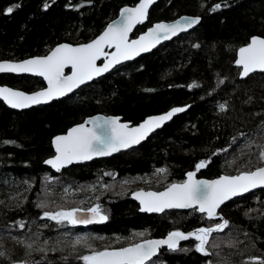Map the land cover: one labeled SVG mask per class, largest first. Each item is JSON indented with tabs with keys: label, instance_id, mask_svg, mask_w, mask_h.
<instances>
[{
	"label": "trees",
	"instance_id": "16d2710c",
	"mask_svg": "<svg viewBox=\"0 0 264 264\" xmlns=\"http://www.w3.org/2000/svg\"><path fill=\"white\" fill-rule=\"evenodd\" d=\"M136 1L0 0V60L43 54L63 41H88L123 5ZM13 5L19 7L6 14ZM182 14L199 15V24L64 98L21 111L0 100V264H88L82 259L90 251L84 243L115 248L224 220L228 225L210 237L207 254L189 238L176 250L161 249L146 264H264V188L230 200L207 218L194 209L140 212L129 197L134 188L124 184L157 175L141 188L159 190L189 170L214 177L262 164L264 72L241 79L235 57L251 36L264 37V0H160L134 33ZM0 84L28 91L43 81L0 74ZM177 105L188 107L137 147L58 173L43 163L53 154L51 138L86 116L114 114L135 123ZM200 161L206 166L197 170ZM47 176L56 183H48ZM98 181L108 186L99 196L106 221L79 226L42 215L38 202L60 183L84 189ZM19 189L14 202L11 196Z\"/></svg>",
	"mask_w": 264,
	"mask_h": 264
},
{
	"label": "snow or ice",
	"instance_id": "6c2138e0",
	"mask_svg": "<svg viewBox=\"0 0 264 264\" xmlns=\"http://www.w3.org/2000/svg\"><path fill=\"white\" fill-rule=\"evenodd\" d=\"M154 0H140L135 8H125L122 10L124 20L120 25L109 24L105 32L97 39L88 44H81L73 47L67 44L57 46L51 53L44 57H36L19 63L0 62V72H27L43 76L48 87L45 90L31 95L11 88L0 87V97H2L13 108H27L30 105L50 101L54 98L64 96L74 88L92 80L94 76H99L107 72L114 64L121 59L127 60L133 54L141 51H148L145 41L151 43L150 37L159 41L160 33L163 38H169L168 34L176 35L181 28L180 21L174 24H157L146 36H141L139 40L128 43L127 34L135 23H140L147 16V10ZM19 5L8 7L5 12L11 14ZM48 7L47 4L44 5ZM220 8V4L214 6L213 11ZM198 22V18L192 19L187 27H191ZM115 45L116 52L111 55L108 62L103 67L96 66V60L100 56L106 55L103 46ZM199 47V45H196ZM237 65L243 67V76L260 69L264 70V38L252 37L251 42L246 47L239 49V59ZM71 65L72 74L64 76V68ZM221 111L225 105L221 104ZM184 108H173L165 115L150 117L138 127L129 129L127 124L119 123V118H93L94 122H99L96 128H86L85 124H79L70 129L67 135L57 136L54 139L57 155L53 159L45 161L46 164L59 170L65 164L73 161L90 160L94 155H110L121 148H128L132 144H138L148 133L158 128L161 124L172 118L176 113L184 111ZM264 159V152L260 153ZM206 166L205 161H200L196 165L199 170ZM158 172H165L166 169H158ZM188 179L182 184H172L164 192H139L136 198L143 205L142 211L162 212L165 208H191L198 205L200 212H207L209 217L216 215V209L227 199L242 192H247L258 185H264V167L255 171L241 172L236 176H221L217 180L199 181L195 180V172L187 174ZM67 191V190H66ZM79 209L70 211H59L56 213L45 212L44 216L50 217L58 222L67 221L70 224H88L95 220L106 221L108 217L102 215L99 206L88 209L93 214L92 219L77 216ZM228 221L217 224L215 228H200L196 233L187 235L180 231L170 232L166 239L146 240L143 243L133 244L114 250L93 251L91 255L82 257L88 264H145L156 255L161 245H167L170 250H176L180 240L195 236L199 243L196 245L198 251L205 252L204 245L208 243L209 235L214 231H220L227 227ZM23 227V225H21ZM137 235L143 236V233ZM79 239L77 243H79ZM205 254H207L205 252ZM0 255H3L0 252Z\"/></svg>",
	"mask_w": 264,
	"mask_h": 264
},
{
	"label": "water",
	"instance_id": "95a60500",
	"mask_svg": "<svg viewBox=\"0 0 264 264\" xmlns=\"http://www.w3.org/2000/svg\"><path fill=\"white\" fill-rule=\"evenodd\" d=\"M160 0H154V2L152 4L149 5L148 7V10H147V16L146 18L143 19L142 22L140 23H135L131 30L128 32L127 34V40H128V43L131 44L132 41H137L140 39L141 36H146L149 31L151 29H153L155 27V25L157 24H174L176 21H180V24H181V28L183 30H178L176 35H171V33L168 34L169 38L167 39H164L163 38V33H160L159 36H160V39L158 42H156V39L154 37H150L149 39L152 41L151 43H148V41H145V43L147 44L149 50L148 51H141L139 52V54H133L132 57L130 59H127V60H123L121 59V61L119 63H116L114 64L107 72H103L101 73L99 76H94L92 80H89V81H86L85 83L79 85L78 87L74 88L71 92H68L66 93L64 96H60V97H57V98H54L50 101H46V102H41L39 104H34V105H30L29 107L27 108H13L11 107L2 97H0V100L9 108L13 109V110H16V111H21V110H26V109H29V108H32V107H36V106H41V105H45V104H49L50 102L54 101V100H58V99H61V98H64L70 94H72L73 92H75L78 88H80L81 86L87 84V83H90L92 82L93 80L109 73L110 71H112L114 68H116L117 66L123 64V63H126V62H131V61H134L136 60L137 58H139L140 56L142 55H145L147 53H149L150 51L154 50L155 48H157L159 45L163 44L164 42L166 41H169L175 37H177L178 35L180 34H183V33H186L188 31H190L191 29L195 28L199 22H200V16L199 15H190V14H182L180 16H177L173 19H170V20H159V21H154L152 23H150V25H148L144 30L138 32L137 34L134 33L135 29L138 27V26H142L144 24H146V22L148 21V16H149V11L150 9ZM140 3V0H137L134 4H126V5H123L117 12V15L112 18L111 20H109L106 25L104 26V28L101 30V32L99 34H97L95 37H93L92 39L88 40V41H85V42H79V43H70V42H66V41H63V42H60V43H57L55 45H53L46 53H43V54H38V55H33V56H28V57H25V58H21V59H1L0 62H10V63H19V62H22V61H25V60H28V59H33V58H36V57H44V56H47L51 53L52 50H54L57 46L61 45V44H67V45H71L73 47H76V46H79L81 44H88L90 42H92L93 40L97 39L100 35H102L105 30L107 29L108 25L109 24H113L115 23L116 25H120L123 20H124V15H122V10L125 9V8H135L138 4ZM198 18V22L196 24H193L191 27H187V24L192 20V19H196ZM252 37H260V38H264L263 36H260V35H253L249 38L248 42L241 45L237 51H236V57H235V64H236V60L239 59V49L241 47H246L250 42H251V38ZM103 51L106 55L104 56H100L97 60H96V66L97 67H103V65L105 63L108 62V59L111 58V55L113 53L116 52V46L113 44L111 46L105 44L103 46ZM236 66L240 69L239 71V77L241 79H244L246 78L247 76L253 74V73H256V72H264V70H260V69H256L252 72H250L247 76H243L242 75V72H243V67L241 65H237ZM0 74H13V75H29V76H34V77H39L42 81H43V86L40 87V88H37V89H34V90H23V89H20V88H17V87H13V86H9L7 84H0V87H7V88H11L15 91H20V92H23L25 94H28V95H31L33 93H36V92H39V91H42V90H45L47 89L48 87V82L47 80L43 77V76H40V75H37L35 73H27V72H0ZM72 74V69H71V65H66L65 68H64V76H70ZM177 107H180V108H184L185 110L187 109L188 105H177V106H172L162 112H159V113H153V114H150V115H147L145 116L143 119H141L140 121L138 122H131V121H128V120H124L122 118V116L120 115H114V114H103V113H95V114H92V115H89V116H86L83 120H81L80 122H77L73 125H71L70 127H68L64 132H61V133H58V134H55L52 138H51V145H52V149H53V154L49 157H47L45 160H44V165H46L52 172H59L61 171L62 169L64 168H67L73 164H82V163H87V162H90L94 159H99V158H106V157H110L114 154H117L119 152H122V151H126V150H129L131 148H134V147H137L138 145H140L142 142H144L151 134H153L154 132H156L157 130L161 129L165 124H167L168 122L171 121V119L178 115V114H181L183 113L184 111L182 112H179V113H176L172 116L171 119L169 120H166L164 121L160 127L158 128H154L153 131H151L150 133H148V135L143 139L141 140L138 144H132L130 147L128 148H121L119 151H115V152H112L110 155H94L90 160H78V161H73L71 164H65L64 166L60 167L59 170H57V168H53L51 165L49 164H46L45 161L49 160V159H53L56 155H57V152H56V147H55V144H54V139L55 137L57 136H64V135H67L68 131L72 128H74L75 126L79 125V124H85V127L86 128H96L97 132L99 133L101 130L97 127V124L99 122H94L93 121V118H96V117H100L101 120L105 119V118H119V123L121 124H127L129 129L131 128H135V127H138L139 125H141L142 123H144L148 118L150 117H157V116H162V115H165L167 112H169L171 109L173 108H177ZM261 167H264V164H261L251 170H248V171H255L257 168H261ZM189 172H195V176H194V179L195 180H199V181H212V180H217L219 179L221 176H236V175H239L241 172H245V171H241V172H238V173H234V174H226V173H222L218 176H214V177H204V176H198L196 171L194 170H189L185 173V176L184 178L181 180V181H175V182H172L168 185H166L165 187H163L162 189H159V190H154V189H135V190H132L130 193H129V197L134 200L137 204H138V207H139V211L140 212H143V213H147V214H161L165 211H169V210H196L198 213L200 214H204L207 218H214L217 216V214L219 213V210L220 208L226 204L227 202H229L230 200L236 198V197H240V196H243L245 194H248V193H251V192H254V191H257L259 189H262L264 188V185H258L257 187L255 188H251L249 189V191L247 192H242L236 196H232L230 197L229 199L225 200L217 209H216V215H214L213 217H209L207 212H200L199 211V208H198V205L197 206H194V207H191V208H165L164 211L162 212H148V211H142V207L143 205L141 204V201L139 199L136 198V194L139 193V192H143V193H148V192H156V193H159V192H164L168 187H170L172 184H182L184 183L185 181H187L188 179V176L187 174ZM80 211L77 212V216L78 217H81V218H88V219H92L93 217V214L91 212H89L87 209L86 210H83V209H79ZM99 220H95L94 222L92 223H88V224H80V225H89V224H94V223H97ZM169 233H167L166 235L164 236H153V237H149L147 239H144V240H141L139 242H136V243H132V244H129V245H125V246H121V247H117V248H111V249H104V250H114V249H119V248H123V247H129L133 244H137V243H143L144 241L146 240H161V239H166L167 236H168ZM184 240H180L178 244H180L181 242H183ZM164 248H167V245H161L160 248L158 249L157 253L155 256H153L152 258L156 257L159 253V251L161 249H164ZM102 250V251H104Z\"/></svg>",
	"mask_w": 264,
	"mask_h": 264
},
{
	"label": "rangeland",
	"instance_id": "374dc122",
	"mask_svg": "<svg viewBox=\"0 0 264 264\" xmlns=\"http://www.w3.org/2000/svg\"><path fill=\"white\" fill-rule=\"evenodd\" d=\"M263 137H264V130H263ZM261 152H264V143L259 150L258 156H260ZM260 160L262 161V163H264V159H262L261 156H260L259 161ZM159 173H161V172H159ZM155 176H157V175H155ZM155 176H152L151 178L150 177L137 178L136 180H134L132 182H126V183H124L123 181L122 182L125 184V186H127L129 188H134L132 190H135V189H139V187L141 188L142 186H144L143 184H148V183L152 182L154 180L153 178ZM52 178L53 177H51V176L45 177V179L47 180L48 183L55 184L56 182H54L52 180ZM60 184H59L60 186L58 187V189H54L55 193L46 192L45 196L43 197L44 199L42 198V200H40L38 202V206L40 205V207H42V210H43L42 215L43 216H44L45 212L56 213L59 211H70L72 209H83V210L87 209L88 210V209L94 208L96 206H99L100 213L102 215H105L102 211L101 206L99 205L100 204V201H99L100 197L99 196L102 193L106 192V190L108 188V186L105 182H103V181L92 182V183H89L88 185H85L86 187L84 189L83 188L81 189L80 186L74 187L68 183H60ZM132 190H130V192ZM16 192H17V190H16ZM20 194H21V190L19 189V191L16 194L11 196V199L15 202L17 200V198L20 196ZM50 194H52V195H50ZM46 218L51 219L50 217H46ZM64 222L68 223L67 221H63V223ZM222 223H223V221H218V222L213 223L209 226H202V227H199V228L193 230L192 233H196L197 230L200 228H215V226L217 224H222ZM214 232H216V231H214ZM214 232H212L209 235L208 243H209L210 237L213 235ZM139 233H141V232H139ZM189 238H194L196 240L195 236H189ZM129 241H130L129 239L128 240H120L119 244L127 243ZM198 243H199V241L196 240V245ZM208 243L204 245L205 250L208 247ZM84 244H86L88 246V250H90V251H88V253L85 256L91 255L93 251H101V250H98V247L96 244H94L93 246L89 243H84ZM105 247H107V246H105ZM13 264H24V263L23 262H15Z\"/></svg>",
	"mask_w": 264,
	"mask_h": 264
}]
</instances>
